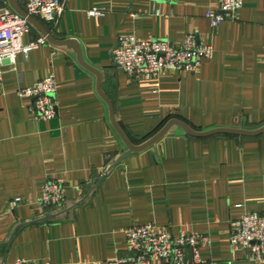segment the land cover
Returning <instances> with one entry per match:
<instances>
[{"label": "crops", "instance_id": "obj_1", "mask_svg": "<svg viewBox=\"0 0 264 264\" xmlns=\"http://www.w3.org/2000/svg\"><path fill=\"white\" fill-rule=\"evenodd\" d=\"M62 1L53 22L33 19L54 42L74 44L47 40L2 68L0 264H104L131 256L126 230L144 225L175 237L207 236L201 264H264L229 246L232 221L264 213V134L198 139L172 125L148 149L130 152L96 75L77 52L99 72L114 120L135 146L171 120L196 132L258 130L264 127V0H242L235 18L217 29L205 18L217 11V0ZM12 2L25 11L22 0ZM1 8L15 12L9 0H0ZM92 9L103 15L89 17ZM186 35L213 51L195 73L130 76L112 61L121 36L179 48ZM41 37L30 23L21 43ZM50 74L57 116L37 120L20 91ZM48 181H61L65 192L60 206L45 210L38 202Z\"/></svg>", "mask_w": 264, "mask_h": 264}, {"label": "built area", "instance_id": "obj_2", "mask_svg": "<svg viewBox=\"0 0 264 264\" xmlns=\"http://www.w3.org/2000/svg\"><path fill=\"white\" fill-rule=\"evenodd\" d=\"M27 17H40L53 22L54 15L64 10L62 0H22ZM173 4L177 0H151ZM242 7V0H217V11L205 13V18L213 29L226 19L233 20ZM158 15V10H155ZM89 17L103 15L102 10L92 9ZM27 17L9 10L0 9V89L2 87L3 66L13 64L17 55L27 53L45 45L47 39L41 37L23 46L22 37L30 31ZM210 46L198 44L193 35H186L179 48L168 40H137L133 36H121L112 52L113 63L130 76L156 77L166 70H180L195 73L201 62L212 57ZM21 95L30 99L28 110L37 120L49 121L57 116L56 82L52 74L38 80L32 87L21 90ZM110 166L105 168L104 175ZM65 187L61 181H48L41 188L39 206L45 210L56 208L64 201ZM19 200L11 203L16 205ZM126 240L132 253L129 257L118 258L104 264H201L200 249L210 245L207 236L191 233L173 236L168 231H157L152 225L134 226L126 230ZM230 250L242 252L246 259L254 263H264V213L246 214L230 223ZM15 264H34L17 260ZM49 264V263H44Z\"/></svg>", "mask_w": 264, "mask_h": 264}, {"label": "water", "instance_id": "obj_3", "mask_svg": "<svg viewBox=\"0 0 264 264\" xmlns=\"http://www.w3.org/2000/svg\"><path fill=\"white\" fill-rule=\"evenodd\" d=\"M9 2H10L11 7L13 8V10L16 13L20 14L23 17H27L23 11L18 9L13 4L12 0H9ZM27 19H28L29 23L36 26L42 32L43 36L47 40H49L50 42L55 43V44H74V42H71V41L64 42V43L54 42L48 36V34L46 32H44L39 27V25L35 22V20L33 18L27 17ZM77 52H78V58H79L80 64L96 75V77H97V91L101 95V97L105 100V102L107 103V105L109 107L112 125L130 152L137 153V152H141V151L148 149L149 147L154 145L156 142H158L162 137H164L172 125L178 126L187 136L192 137V138H198V139L209 138V137L219 136V135L239 136V137H255V136H259L261 134H264V127L260 128L258 130H254V131H247V130H242V129H213V130H208V131H204V132H196L179 120H171L164 126V128H162V130L155 137H153L152 139H150L149 141H147L146 143H144L140 146H135L129 142V140L127 139L125 134L122 132V130L119 128L118 124L114 120L113 109H112L111 103L109 102V100L104 96V94L101 91V76H100L99 72H97L96 70H93L92 68L87 66L85 63H83V61L81 60L78 49H77Z\"/></svg>", "mask_w": 264, "mask_h": 264}]
</instances>
